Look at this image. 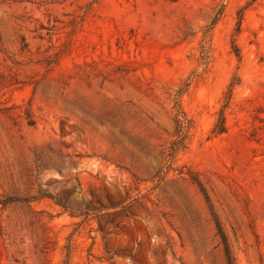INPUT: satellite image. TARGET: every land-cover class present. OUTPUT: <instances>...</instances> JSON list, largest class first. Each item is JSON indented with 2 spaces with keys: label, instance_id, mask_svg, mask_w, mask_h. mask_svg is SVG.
Segmentation results:
<instances>
[{
  "label": "rangeland",
  "instance_id": "obj_1",
  "mask_svg": "<svg viewBox=\"0 0 264 264\" xmlns=\"http://www.w3.org/2000/svg\"><path fill=\"white\" fill-rule=\"evenodd\" d=\"M0 264H264V0H0Z\"/></svg>",
  "mask_w": 264,
  "mask_h": 264
},
{
  "label": "trees",
  "instance_id": "obj_2",
  "mask_svg": "<svg viewBox=\"0 0 264 264\" xmlns=\"http://www.w3.org/2000/svg\"><path fill=\"white\" fill-rule=\"evenodd\" d=\"M181 114H182V115H181ZM182 116H183V113H180V114L178 115V117L176 118V123H177V125H178V132H179V134H180V140H179V141H176V142L173 144V147L171 148V152H170V154H169L170 157H173V155L176 153V150H177V149L180 147V145L182 144V139H184L182 134H183V130H184L185 127H186V126H185V124H186V119H185V118H182V119H181ZM216 131H217V133H219V134L224 133V132L226 131V127H225V122H224V117H223V116L221 117L220 124L216 127ZM198 185H199L200 190H201V192L203 193V195H204V197H205V199H206V201H207V203H208V205H209V207H210V209H211V212H212V214H213V216H214V218H215V220H216L217 228H218L220 234H222V236H224V235H223V232H222V229H221V226H220V223H219V221H218L216 215L214 214V211H213V207H212V204H211V199H210L209 194L207 193L206 189L203 187V185H202L201 183H198ZM14 200H17V199L9 198V199H7L6 201H1V202H3V204H4V203L6 204V203H8V202H10V201H14ZM223 238H224V237H223ZM224 240H225V239H224ZM225 246H226V250H227V252H228V248H227V243H226V241H225Z\"/></svg>",
  "mask_w": 264,
  "mask_h": 264
}]
</instances>
